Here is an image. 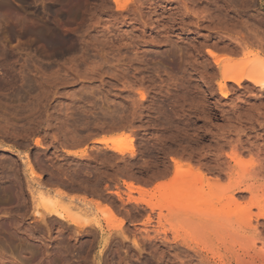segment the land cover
Instances as JSON below:
<instances>
[{"label": "rangeland", "instance_id": "374dc122", "mask_svg": "<svg viewBox=\"0 0 264 264\" xmlns=\"http://www.w3.org/2000/svg\"><path fill=\"white\" fill-rule=\"evenodd\" d=\"M263 51L264 0H0V264H264V89L229 80Z\"/></svg>", "mask_w": 264, "mask_h": 264}, {"label": "bare ground", "instance_id": "6f19581e", "mask_svg": "<svg viewBox=\"0 0 264 264\" xmlns=\"http://www.w3.org/2000/svg\"><path fill=\"white\" fill-rule=\"evenodd\" d=\"M259 21V20H258ZM253 24V23H252ZM259 24V23H258ZM258 28V27H257ZM261 29V28H260ZM257 30V29H256ZM251 41V40H250ZM248 42V41H247ZM239 44H240V42L238 43V46H239ZM246 44V43H245ZM257 44V43H256ZM255 45V44H254ZM263 45V44H262ZM238 46H237V48H238ZM240 46H242V42H241V44H240ZM239 46V47H240ZM255 46H257V45H255ZM243 47V46H242ZM248 47V46H247ZM246 47V48H247ZM237 48H236V50H237ZM244 48H245V46H244ZM244 48H241L242 50L241 51H243V49ZM262 49V48H261ZM232 50V49H231ZM230 50V51H231ZM239 51V50H238ZM247 50H245V52H246ZM237 52V51H236ZM244 52V53H245ZM264 52V51H263ZM212 53V52H211ZM210 53V54H211ZM251 53V52H250ZM248 55H249V52L247 53ZM248 55H247V57H248ZM251 55V54H250ZM211 56L212 57H214L215 58V54L213 55V53L211 54ZM217 57H219V56H217ZM253 57V56H252ZM257 58V57H256ZM255 58V59H256ZM216 60H217V58H215ZM215 60V61H216ZM219 60V59H218ZM247 60V59H246ZM253 60H254V58H253ZM262 60H263V58H262ZM248 61V60H247ZM252 61V60H251ZM250 62V61H249ZM248 62V63H249ZM248 63H246V64H244V65H247L248 66ZM243 65V66H244ZM247 66H245V68H246V70H247ZM244 67H242V64H241V69L240 70H242L243 71V74L242 73H240L242 76H233V77H231L232 79H229V80H231V81H233V82H235V83H237V84H240V82H241V80L242 79H246L247 81H249V82H251L252 84H254L255 86H259V87H263V89H264V63H263V61H261L260 60V62H255V63H252V64H250V68L244 73ZM230 78V77H229ZM220 88V87H219ZM101 129V128H100ZM70 132V131H69ZM67 133V132H66ZM92 133V132H91ZM92 135V134H91ZM71 138H72V136H71ZM80 138V137H79ZM75 139V138H74ZM70 140V139H69ZM72 140V139H71ZM35 141V140H34ZM73 141V140H72ZM82 141V140H81ZM78 142V141H77ZM93 143L94 144H100V145H103V146H105V148H108V149H110L111 151H113V152H115V153H117V154H119V155H122V154H124L125 153V150L124 149H122V148H119V147H117V146H115V145H113L108 139H106V138H98V139H94V141H93ZM36 146H40V143H39V141H35V143H34ZM74 144V143H73ZM78 145V144H77ZM69 146V145H68ZM74 147V146H73ZM67 154H72V155H75V154H77V152H75V150L74 151H71V150H66L65 151ZM81 152V151H80ZM80 152H79V154H80ZM84 153V152H83ZM129 153H130V151H129ZM235 153V152H234ZM130 154H133V153H130ZM231 157V156H230ZM72 158V157H71ZM85 158V157H84ZM102 159H104V158H102ZM11 160V159H10ZM9 160V161H10ZM48 160V159H47ZM231 160H233V162H234V158L233 159H231ZM12 161V160H11ZM38 161V160H37ZM44 162V161H43ZM87 162V161H86ZM90 162V161H89ZM174 163H176V161H173ZM11 164V163H10ZM14 164V163H13ZM38 164V163H37ZM36 163H34L33 161H31L30 160V158L28 157V156H26V171H27V173H29V175H31V176H35L36 177V173H35V170L37 169L36 167V165H37ZM84 164V163H83ZM87 164V163H86ZM4 165V164H3ZM15 165V164H14ZM47 165V164H46ZM176 165H177V163H176ZM11 166V165H10ZM2 166H0V168H1ZM45 167V166H44ZM256 167V166H255ZM176 168V167H175ZM260 168V167H259ZM15 169V168H14ZM254 169H256V168H254ZM2 170V169H1ZM249 170H251V169H249ZM35 173V174H34ZM87 173V172H86ZM57 174V173H56ZM63 174H64V172H63ZM255 174V173H254ZM251 175V174H250ZM23 176V175H22ZM33 176V177H34ZM256 176V175H255ZM31 178V180H35V178ZM62 177V176H61ZM70 177V176H69ZM88 177V176H87ZM257 177V176H256ZM50 178V177H49ZM11 179V178H10ZM54 179V178H53ZM52 179V180H53ZM64 179V178H63ZM85 179H87V178H85ZM6 180V179H5ZM83 180V179H82ZM48 181H49V179H48ZM72 184V183H71ZM80 185V184H79ZM82 185V184H81ZM135 185V184H134ZM133 184H130L129 182H127V183H125V186H126V188L130 191V192H132V191H137V190H139V188L138 187H135ZM78 186V185H77ZM26 187V186H25ZM81 187V186H80ZM83 187V186H82ZM84 188H86L85 186H84ZM84 188H81V190H83ZM185 188V187H184ZM183 188V189H184ZM85 190V189H84ZM169 189H167L166 190V192L167 193H169L170 194V191L171 190H173V189H170V191H168ZM175 190V189H174ZM181 190V189H180ZM86 191V190H85ZM85 191H83V192H85ZM178 191V192H177ZM175 190V193H172V194H167L166 193V199H164V202H163V204H162V206H161V208L162 209H165V208H169V207H171L170 206V204L171 205H173V207L175 208V210L176 209H181V208H184V207H186L187 205L189 206V205H192L193 203H192V198L191 197H187L188 196V194H186V193H182L181 191L179 192V190ZM91 192V191H90ZM104 192V191H103ZM140 192V191H139ZM39 193V192H38ZM41 193V192H40ZM39 193V194H40ZM43 193V192H42ZM87 193V192H86ZM165 193V192H164ZM62 194V193H61ZM60 194V195H61ZM99 194V193H98ZM35 195V194H34ZM49 195V194H48ZM169 195V196H168ZM39 196V195H38ZM38 196H35V197H33V199L35 198V199H38ZM99 196V195H98ZM108 196V195H107ZM193 196V195H192ZM41 197H43V196H41ZM164 197V196H163ZM48 198V197H47ZM216 198V197H215ZM42 199V198H41ZM75 201V200H74ZM110 202V201H109ZM50 203V202H49ZM49 203H48V207H45V210H46V212H47V214H46V216H49V217H56V218H58L59 220H63V222L64 221H67V222H70V224H73V225H75L76 227H77V229L78 228H81V229H85L86 228V226H87V221H86V223L85 222H83L82 223V221L84 220H81V222L79 221H77V219L75 220V219H73V218H71L72 216H65L60 210V212L54 207V206H52V205H49ZM78 203V202H77ZM42 204L44 205V202H42ZM110 204V203H109ZM195 204H197V202L195 203ZM37 205V204H36ZM111 205V204H110ZM168 205H169V207H168ZM47 206V205H46ZM74 206V205H73ZM77 206V205H76ZM48 208V209H47ZM74 208V207H73ZM79 208H80V206H79ZM172 208V207H171ZM262 208H263V206H262ZM75 210L77 209L76 207L74 208ZM85 209H87V208H85ZM83 210V207H82V210H81V208L80 209H78L77 211H78V213L79 214H81V215H83V217H85V215L87 214L86 212V210ZM193 209V208H192ZM70 210H72V209H70ZM107 210V209H106ZM112 210V209H111ZM84 211V212H83ZM45 212V213H46ZM38 213V212H37ZM245 213V212H244ZM259 213V212H258ZM247 215H248V213H247ZM41 215L38 213V217H40ZM257 216H259V215H257ZM260 216H262L261 215V213H260ZM88 217V216H87ZM41 219H42V221H43V218L41 217ZM47 219V218H46ZM79 220V219H78ZM66 222V223H67ZM90 226V225H89ZM121 228V226L119 225L118 227H116L115 229H120ZM92 229V228H91ZM79 230V229H78ZM87 230V229H86ZM80 231V230H79ZM92 231H94V230H92ZM77 232V231H76Z\"/></svg>", "mask_w": 264, "mask_h": 264}]
</instances>
